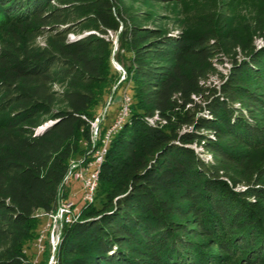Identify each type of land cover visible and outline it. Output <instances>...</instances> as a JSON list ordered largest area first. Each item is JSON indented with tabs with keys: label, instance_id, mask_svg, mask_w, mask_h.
Listing matches in <instances>:
<instances>
[{
	"label": "trees",
	"instance_id": "1",
	"mask_svg": "<svg viewBox=\"0 0 264 264\" xmlns=\"http://www.w3.org/2000/svg\"><path fill=\"white\" fill-rule=\"evenodd\" d=\"M169 1L0 0V264L29 262L71 165L103 148L52 264H264V9L173 33L153 11ZM220 52L231 66L211 85Z\"/></svg>",
	"mask_w": 264,
	"mask_h": 264
},
{
	"label": "rangeland",
	"instance_id": "2",
	"mask_svg": "<svg viewBox=\"0 0 264 264\" xmlns=\"http://www.w3.org/2000/svg\"><path fill=\"white\" fill-rule=\"evenodd\" d=\"M144 7L145 5L141 6L138 3L135 4L134 7ZM216 8H222L227 9L229 15L232 17V23L234 27L236 28H242L243 23L251 20L252 15H254L257 12H260V10L264 9V0H171L166 4H159L154 8L153 11L159 12L163 15H168L171 17L170 20L166 21L163 25L169 29H172V32L175 33L179 28L180 25L176 24L177 19H188L192 18L194 16V13H206V12H212ZM243 29V28H242ZM87 31H83L82 33H86ZM1 36H6L3 32L0 33ZM75 36L74 33H69L67 35V39L70 40L72 36ZM110 37L113 38V34L110 33ZM43 40L42 38H37V42L41 43ZM115 45V42H114ZM253 45L258 48L262 45H264V39H262L260 36H254L253 38ZM238 51V50H237ZM219 57H221V60H216L215 67L218 71V74L211 75L208 78L207 83L213 85V84H219L220 82V74L226 75L230 69L231 66V57L228 54H225L224 52L218 53ZM113 65L116 69H118L116 64L113 62ZM126 98V95L124 99ZM127 100L129 102V99L127 97ZM124 105L123 103H113V109L117 106ZM116 107V108H117ZM116 108L113 110V112H116ZM126 112V107L122 109V115H124ZM118 120V119H117ZM121 121V117H119V122ZM116 124V123H115ZM115 127V125L113 126ZM112 127V128H113ZM192 147L195 151L200 153V155L206 159L209 158V154L206 152H202V148L198 144H193ZM259 153V152H257ZM261 153V152H260ZM264 158L257 156L255 158L256 161L261 162ZM96 163V162H94ZM93 163V169L94 164ZM71 166H74L71 168V176L67 179V190L68 195L66 200L72 201L75 206H79L81 203V184L80 180L78 178L74 177V174L80 170H85L84 163H73ZM258 165L257 167H259ZM75 172V173H74ZM254 176V175H253ZM251 176V177H253ZM237 188H242V185L237 186ZM83 203V202H82ZM80 210V207H79ZM47 222V219L44 220V224ZM43 224V225H44ZM58 232V231H57ZM56 232V233H57ZM57 235V234H55ZM54 235V238H55ZM59 242V241H58ZM52 247V251H53ZM27 254L29 256V262L27 264H37L36 262L40 259L41 255L37 252V249L35 247V242L31 243L27 249Z\"/></svg>",
	"mask_w": 264,
	"mask_h": 264
},
{
	"label": "built area",
	"instance_id": "3",
	"mask_svg": "<svg viewBox=\"0 0 264 264\" xmlns=\"http://www.w3.org/2000/svg\"><path fill=\"white\" fill-rule=\"evenodd\" d=\"M128 100L127 97L124 99V107H127ZM96 121V120H95ZM119 124V118L116 121L115 126ZM93 126V135L95 136L97 133V127ZM114 128V127H113ZM111 128V129H113ZM111 129L107 132L106 138L109 135V132ZM99 161V151H97L94 154V160L87 163V166H85V170L74 172V177L78 178L80 180L81 184V202H89V196L95 194V190L97 185L94 184V171H93V163ZM74 166H71V168ZM71 168L69 169V173L66 177L71 176ZM79 206H75V204L72 201L69 200H61L58 202L57 207L54 212L48 213L46 215L47 222L41 227V233L38 235V237L35 240V247L37 249V252L41 254V252L44 250L45 244L44 241L47 240L50 245L51 255L47 261V264H52V244L54 241V235L56 234L59 229L62 228L63 224L71 223L72 221L76 220V218H79ZM37 263V262H36Z\"/></svg>",
	"mask_w": 264,
	"mask_h": 264
},
{
	"label": "bare ground",
	"instance_id": "4",
	"mask_svg": "<svg viewBox=\"0 0 264 264\" xmlns=\"http://www.w3.org/2000/svg\"><path fill=\"white\" fill-rule=\"evenodd\" d=\"M73 38H74V35L70 39H73ZM103 152H104V148L99 151V161H96V163H94L95 167H94L93 171H94V184L95 185H97V177H98L99 166H100V163H101V160H102ZM68 173H69V171H68ZM68 173H67V175H68ZM67 175H66V177H67ZM93 196L94 195H90L89 196V202H92ZM60 232H61V229H59V231L56 233L57 235H55V238H54V241H53V244H52L53 248H56L55 246L58 244L59 237H60ZM53 251H55V249H53Z\"/></svg>",
	"mask_w": 264,
	"mask_h": 264
},
{
	"label": "water",
	"instance_id": "5",
	"mask_svg": "<svg viewBox=\"0 0 264 264\" xmlns=\"http://www.w3.org/2000/svg\"><path fill=\"white\" fill-rule=\"evenodd\" d=\"M115 43H116V42H115ZM116 67L119 69L118 66H116ZM97 124H98V121L96 120V121L93 123L94 127H97ZM54 252H55V251L52 252V255H53V256H54Z\"/></svg>",
	"mask_w": 264,
	"mask_h": 264
}]
</instances>
